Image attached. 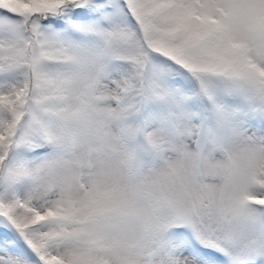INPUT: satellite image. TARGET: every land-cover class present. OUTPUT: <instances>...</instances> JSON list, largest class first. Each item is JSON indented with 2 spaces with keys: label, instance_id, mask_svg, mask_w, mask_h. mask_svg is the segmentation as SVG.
Segmentation results:
<instances>
[{
  "label": "snow or ice",
  "instance_id": "snow-or-ice-1",
  "mask_svg": "<svg viewBox=\"0 0 264 264\" xmlns=\"http://www.w3.org/2000/svg\"><path fill=\"white\" fill-rule=\"evenodd\" d=\"M0 264H264V0H0Z\"/></svg>",
  "mask_w": 264,
  "mask_h": 264
},
{
  "label": "clouds",
  "instance_id": "clouds-1",
  "mask_svg": "<svg viewBox=\"0 0 264 264\" xmlns=\"http://www.w3.org/2000/svg\"><path fill=\"white\" fill-rule=\"evenodd\" d=\"M219 160V158H217V161Z\"/></svg>",
  "mask_w": 264,
  "mask_h": 264
}]
</instances>
